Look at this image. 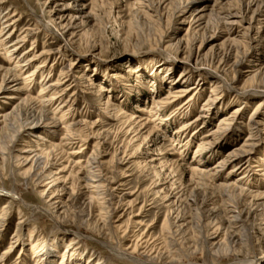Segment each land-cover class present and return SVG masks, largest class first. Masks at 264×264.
<instances>
[{"label": "rangeland", "instance_id": "374dc122", "mask_svg": "<svg viewBox=\"0 0 264 264\" xmlns=\"http://www.w3.org/2000/svg\"><path fill=\"white\" fill-rule=\"evenodd\" d=\"M4 12L18 19L14 36L7 43H14L23 32L27 36L9 56V45L0 44L2 68L12 69L16 61L42 52L46 54L16 72L21 80L45 60L44 71L36 72L23 84L10 82L5 85L0 92V115L12 111L26 95L40 101L50 96L52 92L49 91L38 95L47 80V83L63 80L60 87L68 90L61 102L71 94L74 102L65 124L56 128H41L32 134L26 130L20 133L15 129L0 131V213L7 206L0 226V256L11 245L0 264H36L34 251L36 248L42 251L43 246L52 253L49 264H60L64 246L74 232L78 234L84 257L87 252L91 253L103 259L104 264H144L121 258L108 247L122 252L141 236L163 255L162 258L165 254L170 257L159 258L158 264H171L169 260H176L173 264H236L237 260L244 261L247 257L256 260V264H264L262 207L256 208L251 198H239L232 191L226 195L217 188L218 184L235 183L252 194L264 193V134L261 135L264 130L259 133L261 140L252 153L249 170L230 172L233 167L230 165L219 178L209 176L199 182L190 181L188 172L190 167L198 165L212 172L216 162L250 135V116L262 97L255 94L236 96L232 88L252 86L261 88H254L253 92L264 90V76L256 72V68L264 69V0H1L0 24ZM230 15L243 19L239 24H228L231 19L225 18ZM46 24H53V28L55 25L63 27L56 33L47 31ZM178 44L192 48L190 65L184 63V53L176 59L165 58L164 52L170 53L171 46ZM225 56L229 61L220 74L229 85L221 84L220 91L210 92L214 79L209 67L217 66ZM239 59L244 60L242 64L233 66V61ZM161 62L166 65H160ZM1 74L3 72L0 84ZM184 75L187 79L181 80ZM14 85L25 91L9 90ZM99 85L103 89H99ZM188 86L195 89L183 94L174 104L159 103L167 100L169 92ZM189 97L188 104L181 107ZM57 103L45 105L44 110L52 113ZM205 103L209 104L206 119L192 126L187 124L183 133L176 132L182 123L194 119ZM261 104L253 119L264 125V101ZM237 107L240 110L235 114L237 117L230 120V129L217 134L213 145L196 152L202 134L214 130L219 120L228 117ZM142 108L145 112L140 111ZM117 110L121 116L113 119L111 115ZM129 116L136 119L137 126L141 122L147 121V124L138 132L123 134L120 129ZM78 120L94 124V133L101 134L107 175L103 183L107 195L103 198L106 199L93 200V216L81 217L82 207L88 209L86 198L90 193L80 189L81 196L70 198L74 206L66 212L65 219L53 217L46 212L47 198L38 195L47 186H34L23 175L29 166L22 167L14 157L19 150L50 155L56 164L54 171L67 166L65 161L81 162L85 166L97 139L92 137L85 144L68 145L66 126ZM134 136L138 137L132 141L134 146L142 147L136 158L128 159L129 156L123 157L122 151L131 146L128 143ZM61 140L64 159L59 162L55 161L59 152L55 153L53 147ZM79 146L83 149L78 156L75 153ZM122 157L124 163L118 166L117 161ZM85 169L83 175L88 176L89 168ZM80 172V167L74 169V174ZM68 174L69 171L60 175L68 183L64 199L72 196L70 189L74 179ZM240 175H245L243 181L237 180ZM161 190L164 192L156 194ZM7 192L17 197L8 199ZM170 199L176 201L174 212L168 209L172 203L168 202ZM235 208L244 216L238 229L243 235L242 244L234 248L225 240L220 252L214 254L211 249L207 250L206 241L217 226L225 225L229 212ZM252 209L253 213L248 215L247 211ZM97 215L108 217L109 228L105 235L101 234V218L98 220ZM175 216L185 221L181 233L170 228ZM31 231L33 234L29 238ZM36 242L39 247L31 250ZM233 249L238 253L234 254ZM137 254L136 258L146 261ZM84 257L81 263L73 264H84Z\"/></svg>", "mask_w": 264, "mask_h": 264}, {"label": "bare ground", "instance_id": "6f19581e", "mask_svg": "<svg viewBox=\"0 0 264 264\" xmlns=\"http://www.w3.org/2000/svg\"><path fill=\"white\" fill-rule=\"evenodd\" d=\"M0 4H1V0H0ZM9 13L10 12H4L5 15L4 14L3 15L5 17H3L2 21H1L2 23L0 24V44H5V43L9 42L10 40H12V37L14 36V31H15V26H16L15 23L18 21V19H16V17L13 16V14H9ZM232 17H238V16H235V15L227 16L225 19H231V20H228V24H232V23L233 24L234 23L239 24L241 22V20L243 19L242 18L239 20V18H232ZM10 20H11V22H8ZM62 27L63 26H56L55 25L53 28V24L52 25L46 24V30L47 31H52V32L54 31L56 33H59L60 29ZM23 33L24 34L22 36L17 37V39L15 40L14 43H7L9 45V47L6 46L8 49L7 50V56H9L11 53H14L17 50L19 43L21 41H23L25 36H27V33H25V32H23ZM168 48H170V46ZM169 50H170V53L164 52L166 59H169V60L176 59L178 55H180L181 53H184L186 56L184 57L183 61L185 64L190 65L191 58L193 56L192 48H190V47L187 48V46H182L181 44H178V45H172L171 49H169ZM45 54H46L45 52H42V53L34 54V55L30 56L26 60L16 61V64L14 65V67L12 69H4V68H2V66H0V73L3 72V74H1L2 75V81L0 84V92L3 89H5V85L8 86V84L10 82L11 83H18V82L22 83L24 81H29L32 78V76H34L36 74V72L39 73V72L44 71L45 60L43 62H41L40 64H37L35 66L34 70H32V72H29L28 75H26L21 80H19V77H18L17 72H16L17 70H20V69H23L24 67H26V65H30L31 63H33V61L41 59V56H43ZM246 60H248V59H246ZM10 61L11 60L9 59V62ZM219 61L220 62L218 63L217 66H214L213 68L209 67V69L211 70L212 75H213L212 79H214V80H212V84H211L212 88L210 89V92L219 90L220 86H222L224 84H226V86L229 85L228 82H226V80H224V78H222V76L220 74V70H222L224 68V66L228 64L229 57L225 56L223 59H220ZM243 61L244 60H242V59H239L238 61L234 60L232 65L233 66L234 65L235 66L241 65ZM160 65L165 66L166 62H161ZM249 67H253V66H249ZM227 69H229V68H227ZM256 72H258L259 74L264 76V69L256 68ZM45 78L42 81H44ZM65 78L66 77L64 76V79ZM185 79H187L186 75H184L183 78H181V80H185ZM234 80H235V78H233V81ZM47 81H45L46 83L44 82L42 84L43 86H41L38 95L39 96L43 95V94L47 93V91H49L50 93L52 92V94L50 96L42 99V101H40L37 98H31L30 96L26 95L24 98H22L18 102L17 105H15V107L13 108L12 111H10L8 113H4L3 115H0V124H2L1 129H0L1 132L3 129L8 130V131L9 130L14 131V129H15V131L17 133H20L22 130H26V132H29V134H32V133H37V131L42 130L41 128L53 129V128L58 127L60 124H65L64 121L66 120L67 116L69 114H71V112H72L74 95L71 94L70 96H68V99H66L64 102H61V99L64 95L65 90H68V89H64V88L61 89L64 81L60 80V79H57L55 82H51V83H49V82L47 83ZM183 82H185V81H183ZM27 83H29V82H27ZM15 87H16L15 85L11 86V87H9V90L17 91L16 93H21V92L25 91L23 87L22 88H15ZM98 88L103 89V87L100 85L98 86ZM254 88H259V87H252V86L244 87L243 86L242 88H239V89L237 87L232 88L233 91L236 93V96L238 95L241 97H246L248 95L255 94V95L262 97V101H260L256 104V108L250 116V124H249L250 135H248V137H246L244 139V141L242 142V144L240 146L229 151L225 155L224 159L216 162L215 166L212 167V172L209 171L208 169H205V166L201 167L198 165V166L190 167L188 169L190 181H194L196 179L197 181L196 180L195 181L199 182L198 180H201L203 178H207L209 176H211L215 179L219 178L220 174L230 165H233V167L230 169V172H233L235 170L236 171L237 170L246 171V170L250 169V162H251V158H252L251 157L252 153L255 152V150L257 149L258 144L261 140L259 138V133H261L260 132L261 130H264L263 128L261 129V127H264V125L261 124V122L258 119H253V116H255L258 109L263 105L261 103L264 101V90L253 92ZM59 89H61V90H59ZM192 89H195L194 86H188L187 88H177L174 90V93L169 92L170 95L166 98L167 100L159 102V103H161L162 105L163 104H167V105L171 104L172 105L177 101V99L182 97L183 94H187V92L189 90H192ZM259 89H261V88H259ZM43 92H45V93H43ZM214 95H218V94H214ZM69 97H71V98H69ZM190 98L191 97L187 98L182 103L181 107L187 105L188 100ZM214 98L220 99L216 96H214ZM214 98H212L211 100H214ZM10 99H15V97H10ZM55 102H58V103H57L55 110L52 113L51 112L48 113L47 111L44 110L45 105L53 104ZM41 103H44V104H41ZM208 105L209 104L205 103L203 105L204 108H202L200 110V112L195 116V118L192 119L191 121L187 122V123H182L180 125L179 130H176V132L183 133L187 130V128H186L187 124L192 126L194 123L199 124L202 122V120H204V118L206 119V115H205L206 113L205 112L208 111V109H207ZM106 106L107 107L109 106L108 102H107ZM107 110H108V108H107ZM239 110H240L239 107L235 108L232 111V114H230L228 117H223L219 120V122L216 125V128L214 130H209V131L203 133L202 134L203 137L201 138V141L198 142V145L196 147L197 148L196 152L200 151V150H204L208 146L213 145L212 140L216 139L217 134H220L221 132H223L225 130L227 131L228 129H230V126H232L231 125L232 121L230 122V120L235 119L237 117V116L235 117V114L239 113ZM140 111L145 112V110L143 108L140 109ZM119 113H120V111L117 110L115 112L116 115L115 114L111 115V117L113 119L120 117L121 115H119ZM57 115H59L58 119H57ZM233 115H234V118H233ZM135 120L136 119H134L133 116H129L127 118L125 123L122 125V128L120 129L123 134L127 135L128 133L130 134V133L138 132L139 128H142L147 124V121H146L143 123L141 122L140 123L141 125L137 126L138 124L136 125ZM143 121H144V119H143ZM82 126H84V129ZM226 126H228V127H226ZM93 127H94V124H92V125L87 124L84 120H78L77 123H72V124H69L66 126L67 137L65 139H66V141H68L67 142L68 145H72V144L75 145V144H80V143L85 144L86 140L88 139V141H89V139L92 137L97 139L96 142L92 145V148L94 150L91 154V157L89 158L88 163L85 166H83V164L81 162H75V161L74 162H72V161L66 162L65 161V163H67V166H64L63 169H61V170L54 171L53 169H54V166L56 164L53 163V161H52L53 158H51V159L49 158L50 155L47 156L46 154H42V153L38 154V153H34L32 151L19 150L17 155H15V157H14L16 162H18L19 165H21L22 167L29 166V170L26 171V173H23V175L28 177L33 182L34 186H36V187H46L47 186V188H45L43 191L38 192V195L42 198H47V200L45 202L46 207H47L46 212L51 214L53 217L57 216L58 218L59 217L61 218V216H62L65 219L66 212L69 211V209H71L74 206L73 205L74 203H72V202H74L73 201L74 198L76 199L79 196H81L80 189H87V191L90 193V195H88L86 198V201H87L86 205H87L88 209H86V208L84 209V207H82L81 217H87V216L92 217L93 216L92 210H91V208H92L91 204H92L93 200L98 199V200L105 201V199H106V198H103L104 197L103 195H105V194L107 195V191H103V183L106 181L107 175L105 173L106 163L103 160L104 154L102 152V147H101V145H102L101 144V134L99 135L97 133H94ZM153 131H154V128H152V132ZM109 133L107 135L108 137H109ZM263 134H264V132H262L261 135H263ZM107 136H106V138H107ZM35 137L40 138L39 135H36ZM11 138H14V136ZM137 138L138 137H136V136H134L133 138H130L128 145H131V146H128V147L126 146L125 149L122 151L123 157L129 156L128 159H133V158H136L138 156L140 148L142 146L140 145L137 147V146H134V144L132 143V141H134V139L136 140ZM62 140L60 141V144H57V146L55 145L53 147V151L55 153L59 152L58 155H56V160H55V161L58 160L59 162H62L64 159V155H63L64 152H62V149L60 148L63 145L62 143H64V142H62ZM130 143H132V144H130ZM82 149H83V146H79V151L75 154L79 156L80 153H82ZM25 154H27V155H25ZM123 157L117 161L118 166L122 165L124 163ZM235 165H237V166L235 167ZM139 166H141V163H139ZM76 167H80L81 172L74 174V169H76ZM144 167H145V165H144ZM85 168H89V169H87L88 176L83 175L84 171L86 170ZM67 171H69L68 177L73 178L74 183H73V185H71L72 189H70L72 196L64 199L65 196L67 195L65 193V191L67 190L66 186L68 183L66 182V180L63 181L60 178V175L64 172H67ZM243 179H245V175H240V177H238L237 180L243 181ZM75 184H76V187H74ZM217 188L225 191V194L228 191H232V193H236L239 198H243V199L251 198L253 200V202H255L254 206L256 208L262 207V212H264V202L260 203L261 201L264 200V193L252 194L253 193L252 191H249L248 189L243 188L242 186L236 185L235 183L218 184ZM115 190H113V191H115ZM162 192H164V191H162V190L158 191V192H156V194H161ZM5 194L8 196V199L17 197L12 192H9V193L7 192ZM99 195L102 198H100ZM125 195H132V194H125ZM166 197L167 196H165V198ZM70 198H72L73 200ZM67 201H70V202L68 203ZM168 202H170V203L172 202L168 206L169 211L174 212L176 209V201L175 200L172 201L170 199ZM2 209L3 210H1V213H0V226L2 225V223L5 219V216L7 213V210H5V209H7V206H5V208H2ZM247 212H248V215H251L253 213V209L249 210ZM99 216H101V217H99ZM135 216H137V215H135ZM262 216H264V213L262 214ZM96 217H98V220H99V218L102 219V220L100 219V221H101L100 231H101V234L105 235V232L108 231V228H109L108 227L109 226L108 221H106L108 217H107V215H97ZM243 217H244L243 212L241 210H239L238 208L231 210L229 212L228 219H226L225 225L217 226V228L212 232V234L209 235L210 237L206 241L208 243L207 250L211 249L214 252V254L216 251L220 252V249H221L225 240L230 245V247H234V248L236 246H239L240 244H242L241 242L243 241L242 240L243 235H242V233H240L238 231V229H240L239 227L241 225V222L244 220ZM98 220H97V222H98ZM19 224H20V222H18L16 226L18 227ZM17 227H16V229H17ZM184 227H185V221L184 220H182L178 216H175L174 218H172L170 228H172L175 233H181V231L183 229H185ZM223 229H225V230H224V233L222 234ZM0 230H1V228H0ZM126 230H128V228ZM263 230H264V228H263ZM32 232L33 231H31L30 234L28 235L29 238L32 237V234H33ZM72 232H74V231H72ZM71 235L72 236H71L70 242L64 246V253L60 257V264L81 263L80 260H82L83 257L85 256L83 254L84 251H81L80 247H79L78 234L76 232H74V233H71ZM135 240L136 241L134 244H132L131 246L128 247V249L126 248L127 250H124L122 252H118L117 250H115L111 246H108V247H109V250L111 252H113L114 254L118 255L121 258H125V259H128L130 261H135V262L144 263V264H158L160 262V261H158L159 258H161V259L170 258V257H168V254L167 255L165 254V256L162 258L163 255H161V253H159V251L154 246H152V245L149 246L145 237L141 236V237H139L138 240L137 239H135ZM37 245H38L37 242L34 243L30 249L32 250V248L37 246ZM38 247H39V245H38ZM10 248H11V245L9 246V248L4 253H2V255L0 256V262L3 258V255L8 253ZM35 250H37V251H34V253L36 254L35 257L38 260L37 261L38 263H36V264H44V263L49 264V259L51 260V258H53V256L51 255L52 253L50 252V250H48V247L43 246L42 251L38 250L37 248ZM232 251H234L233 252L234 254L238 253L236 251V249H233ZM135 253H138L141 256H143L146 261L141 260V258L140 259L136 258L134 256ZM66 256H70V257L68 259H66ZM171 257H172V255H171ZM84 260H85L84 264H104L105 263L103 259H99L98 257H95V256H93V254L88 253V252L86 254V257H84ZM46 261H48V262H46ZM169 262L171 264H173L174 262H176V260H169ZM236 264H256V260H253L251 257H247V259H244V261H238L237 260Z\"/></svg>", "mask_w": 264, "mask_h": 264}]
</instances>
